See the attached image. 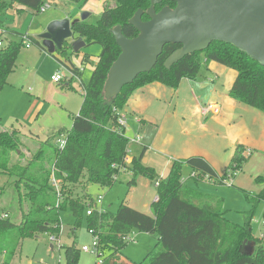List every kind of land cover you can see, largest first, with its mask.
<instances>
[{"label": "trees", "instance_id": "1", "mask_svg": "<svg viewBox=\"0 0 264 264\" xmlns=\"http://www.w3.org/2000/svg\"><path fill=\"white\" fill-rule=\"evenodd\" d=\"M106 1L108 3L97 22L73 20V37L57 49L61 62L70 66L72 56L81 54V50H73L74 40L82 38L87 45L99 43L102 46L89 83L85 85L79 112L72 115L70 128L57 129L43 142L51 149L47 151L46 147H40L34 157L42 161L37 162L35 157L23 164L21 160L25 157L23 146L26 142L22 134L0 124V175L15 177L16 188L19 190L23 186V196L30 204L20 223L13 222L9 216L3 217L5 210L0 208V254H5L3 264L10 263L27 234L58 233L62 210L69 209L75 216V227L81 225L87 206L93 205L94 200L86 203L87 194L83 198L66 194L67 185H77L83 180V183L112 187L118 180L115 176L121 173L122 168L131 173L130 186L135 185L140 176L151 182L160 178L154 168L142 161L146 148L134 156L130 164L126 162L129 139L118 125L117 110L126 106L138 88L154 82L177 88L182 79H195L204 63L216 61L237 72L230 96L264 113V65L235 46L222 42L187 54L169 68L165 66V60L180 45L166 44L150 71L139 74L132 83L122 88L117 97L107 100L104 85L112 64L121 53L113 29L119 25L126 37L137 36L138 29L130 23V19L139 9L144 11L142 18L149 19L146 12L151 0ZM14 3L38 12L44 0H0V39L6 32L19 37L0 46V91L14 71L18 54L24 46V36L45 49L37 37L8 27V10ZM176 5L175 0H162L155 8L159 11L164 6L175 8ZM90 56L84 53L81 62L89 63ZM62 134H66L64 148L54 146L52 141ZM26 149L29 151L28 146ZM244 150L242 145L237 146L234 157L221 175L201 155L174 160L169 173L156 187L157 200L151 203L152 214L131 207L125 201L115 212L107 209L87 214L88 229L93 228L99 236L102 264H129L122 259V249L128 244V236L134 229L157 234L158 240L143 260L131 261V264H264V235H252L251 217L244 224L230 221L222 208V196L201 193L187 186L183 179L187 168L189 175L196 173L193 177L196 181H203L205 176H209L223 185L228 169L238 173L247 161ZM13 152L19 160H13ZM52 174L61 181L63 198L59 204L56 188L51 183ZM255 180L264 184V175L256 176ZM244 193L251 202L264 200V187L258 193L245 190ZM252 242L257 246L249 252L247 247ZM80 251L76 241L65 246L67 264H76Z\"/></svg>", "mask_w": 264, "mask_h": 264}, {"label": "rangeland", "instance_id": "2", "mask_svg": "<svg viewBox=\"0 0 264 264\" xmlns=\"http://www.w3.org/2000/svg\"><path fill=\"white\" fill-rule=\"evenodd\" d=\"M44 2L49 1L44 0ZM50 2L52 3L51 7L45 12H29V17L24 21L20 20V15L9 14V24L16 27L20 32L32 33L35 37L40 39L42 47L45 48L41 49L32 42L29 47L24 45L18 54L14 71L10 74L7 84L0 92V124L2 127L10 129L13 126L14 128L22 130H32L36 134L23 136V140L26 142V145L23 146L25 157L21 160L23 164L35 158L36 156L34 157V155L39 151L41 146H44V148L46 147L47 151L51 149L49 146L47 147L44 145L43 142L48 139L49 135H51L55 129L60 127H71L72 115L79 112L83 102V85L89 83L94 70L93 65L102 51V46L99 43H92L81 48L82 55L84 53L91 55V62H84L86 71L82 83H80L78 79L72 80L70 70L62 65L59 58L61 55L55 45H49L47 41L41 39L39 35L42 32L33 31L30 30V28L39 23L41 17L54 13L64 14L73 21L77 19L81 20L82 14L84 12H89V16L86 20L90 23H95L99 19L108 1L50 0ZM36 19L38 21H35ZM1 38L5 44L7 37L2 36ZM18 38V36L13 34L8 36L10 40H17ZM77 60L80 61L78 57ZM57 71L61 72L63 81L55 82L52 79V75ZM199 74L201 76V72ZM68 81L71 82L73 88L65 86V83ZM208 84L209 86L204 88V90L206 92H211V89L219 84V79H215L214 82L210 81ZM171 89L173 90V88ZM105 98L107 100L111 99L106 95ZM170 98L168 97L165 100L161 98L160 103L164 104L167 102L166 104H169L171 102ZM173 102L174 100H172V103ZM41 103L42 105H40ZM39 107L40 109L38 110ZM36 111L38 115L35 117ZM120 113L126 115L124 108L120 110ZM126 117L127 126H129L126 132L127 136L134 137L135 135H140L143 137L142 132L138 130L140 123L138 118L130 115H126ZM179 129H181L179 126L172 125L169 132L171 134L176 133L175 142L178 144L185 140V138L179 134ZM55 141L52 142L54 146L56 145ZM27 146L29 153L26 149ZM137 146L136 143L129 145L128 157L133 155ZM135 153H137L136 156L139 155V152ZM167 155L170 156V154ZM12 158L14 161L19 160L15 152L12 153ZM128 160L127 158V161ZM39 161L41 162L42 159L38 157L37 162ZM251 164L252 163H249L246 168L244 167L245 172L243 174L241 173L238 182L236 181V177L234 178L233 185L219 184L212 187L213 191H218L224 198L222 208L226 218L235 223L244 224L248 218L251 217L252 235L255 237H263L264 200H259L257 203L254 201L251 202L246 199L244 193L245 190L254 194L257 191L252 189L262 184H259V182L251 177V173H255L251 172ZM122 170L118 175V180L112 187L85 183V181L83 183L82 180L77 185H67L65 193L67 192L66 194H73L81 198L87 194L88 198L93 200H96L102 195V204H97L95 206L98 207V209L102 207L104 210L108 209L113 212L118 209L123 201L129 203L128 198L133 194L134 199L130 202L132 203V207L152 214L153 210L151 208V203L157 195L154 182H151L148 178H143L141 181L143 182L141 183L142 185H139L138 189L135 191V188L131 190V186L128 182L132 177L124 168H122ZM256 171H261L259 173L264 175L263 166ZM188 172V169L185 168V174H188ZM14 179L15 177L0 175V208L5 210L3 213H7L13 222L20 223L23 213L28 211L30 204L23 196V186L18 190L14 184ZM237 183L239 186H236L238 185ZM208 185L207 183L201 184L200 187L206 188ZM60 218L62 224L58 233L33 232L27 234L24 239L21 240L9 264H67L64 248L65 246L71 245L74 241L77 242L81 249L76 264H96L99 257L95 251L86 252L82 250L84 245H88L92 248L93 243V236L88 229L87 212L83 214L81 225L78 227H75L76 218L69 209L62 210L60 212ZM53 235L57 238L52 239ZM128 238V244L122 249V253L129 257V259L139 262L153 249L157 243L158 235L140 232L134 229L131 231ZM256 246L257 244L252 242L247 249L249 252H252ZM4 258L5 254H0V264H2L1 260L4 261Z\"/></svg>", "mask_w": 264, "mask_h": 264}, {"label": "crops", "instance_id": "3", "mask_svg": "<svg viewBox=\"0 0 264 264\" xmlns=\"http://www.w3.org/2000/svg\"><path fill=\"white\" fill-rule=\"evenodd\" d=\"M102 1L104 2V0ZM29 12L35 13L31 8L14 3L13 7L8 10V15H20V20L24 21L29 17ZM64 17L66 16L61 13L46 15L45 17H41L39 23L32 26L30 30L44 32L52 20ZM35 21L38 20L36 19ZM8 27L17 30L16 27L9 23ZM17 31L20 32L19 30ZM24 34L34 36L29 32ZM11 35V32L3 34L4 37H7V41L10 40L8 36ZM73 57L71 58L72 63L70 66L62 63V65L70 70V73L73 70L72 68H76L82 63L81 59L83 55L80 54ZM77 57L80 61L77 60ZM85 71L79 73L82 82ZM200 72L195 79H182L179 86L173 88V90L171 89L172 87L160 82H154L135 91L128 100L124 110L127 116L130 115L138 118L140 121L138 130L142 132L143 137L139 135L141 140L134 142L138 146L131 157L127 156L130 160L127 163H131L132 158L137 154L135 152H139L140 154L143 148H146L142 159L143 163L154 168L158 175L165 177L169 173L174 160L201 155L212 165L218 175H221L234 157L237 146L242 145L245 149L244 155L247 161L244 163L241 171L235 176L236 181L238 182L239 176L245 172V168L249 163H252L251 172L255 173H251V177L255 180L256 176L262 175L259 173L261 171L256 170H259L261 166L264 168V113L255 107L240 103L230 96V89L237 76L236 70L216 61H211L204 63ZM71 79L76 80L73 77ZM215 79H219V84L214 86L211 92H206L204 88L209 86L208 82H214ZM69 84L70 82L68 81L65 83V86L72 87V84L71 86ZM83 88H85V85H83ZM168 97H171L169 104H166L167 102L164 104L160 103L161 98L165 100ZM172 100H174V106ZM205 108H209V110L205 112ZM37 115L36 111L35 117ZM172 125L181 128L179 129V134L185 140L180 144L175 142L176 133H169ZM12 129L20 132L22 136H28L29 134L36 135L32 130H22L13 126L10 130ZM128 129L129 126L126 127L125 132ZM27 152L29 153V151ZM167 154H170L172 157ZM125 171L129 172L127 169ZM129 174L131 175L130 172ZM143 178L146 177L140 176L137 183L131 186L130 189L133 190L135 188L134 191L137 190L138 186L142 185L141 183L143 182L141 181ZM206 183L209 184L206 188L200 187L201 184ZM186 184L201 193L221 196L218 191H213L212 186L219 185L215 182L207 180L196 181L195 178L186 174ZM236 186H239V184ZM263 187L264 184L262 183L252 190H256L257 192L255 193H258ZM132 199H134L133 194L128 198L129 203H126L131 205ZM92 200L88 198L85 201L87 203ZM122 259H125L129 264H131V261H134L124 254Z\"/></svg>", "mask_w": 264, "mask_h": 264}, {"label": "water", "instance_id": "4", "mask_svg": "<svg viewBox=\"0 0 264 264\" xmlns=\"http://www.w3.org/2000/svg\"><path fill=\"white\" fill-rule=\"evenodd\" d=\"M151 0L149 19L143 20L139 9L130 19L138 35L126 37L118 25L113 29L121 53L112 64L104 92L117 97L122 88L157 63L166 44L180 45L165 60L171 67L184 56L203 50L215 42L230 44L264 65V0H175L176 7L155 5ZM89 12L82 14L86 20ZM72 20L68 17L52 20L39 37L61 49L73 37ZM87 44L82 38L72 42L75 52Z\"/></svg>", "mask_w": 264, "mask_h": 264}, {"label": "built area", "instance_id": "5", "mask_svg": "<svg viewBox=\"0 0 264 264\" xmlns=\"http://www.w3.org/2000/svg\"><path fill=\"white\" fill-rule=\"evenodd\" d=\"M51 5H52V3L50 1L49 2H44L38 12H45L48 8L51 7ZM0 32H1V29H0ZM23 43H24L25 46L29 47L30 44H31V41L26 36H24L23 37ZM3 44H4L3 41L0 39V46H2ZM85 70H86V67L84 66V63H81L78 67H76V69L71 70L70 75H71V77L80 80V82L82 83V81H81V79L79 77V73L84 72ZM52 79L55 82H60V81L63 80V76H62V74H61L60 71H57L52 76ZM208 110H209V108H205L204 111L207 112ZM117 113H118V125L120 126V129L126 130V127H127V117H126V115L125 114H121L120 113V110H117ZM128 139H129V144H128V150H129V145L132 144V143H134V142H139L141 140V137L139 135H137L135 137H128ZM55 143H56V146H58L59 148H64L65 143H66V134H62L59 137H57ZM126 162H127V157H126ZM236 175H237V172L234 171L233 169L229 168L228 171H227V177L224 180V184H231V185H233L234 178H235ZM195 176H196V173H194V172L190 174V177H195ZM163 177L164 176L161 175L160 178H158L157 180L154 181L155 187H158L159 186L160 180ZM115 178L118 179V175L115 176ZM183 179L186 180V177L183 178ZM204 180L212 181V182L217 183V181H216L215 178H212V177H209V176H205ZM60 182L61 181L58 180V179H56L55 176L52 174V176H51V183L56 188L57 195H58V204H59V201L63 198V194H62V191H61ZM102 200H103V196L100 195L96 200H94L93 205H88L87 206V211H86L87 214L88 215L93 214V212H95L96 210L98 212H103L104 209H102V207H101V209H98V207L95 206L97 204H102ZM155 200H157V196H156ZM7 216H8L7 213H5L3 215V217H7ZM89 232L93 236L92 248L90 246H88V245H84L82 247V250L83 251H86V252L95 251V253L99 257V259L96 262V264H102V262H103V258L102 257L103 256H102V251H101V248H100V245H99V236H98V234L95 232V230L93 228H90L89 229ZM55 238H57V237L55 235H53L52 236V239H55ZM1 263L3 264V260H1Z\"/></svg>", "mask_w": 264, "mask_h": 264}]
</instances>
